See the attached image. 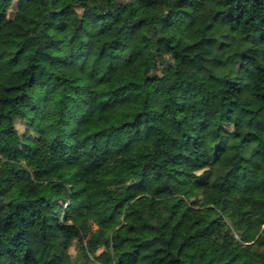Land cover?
I'll list each match as a JSON object with an SVG mask.
<instances>
[{
  "label": "clouds",
  "instance_id": "clouds-1",
  "mask_svg": "<svg viewBox=\"0 0 264 264\" xmlns=\"http://www.w3.org/2000/svg\"><path fill=\"white\" fill-rule=\"evenodd\" d=\"M0 264H264V0H0Z\"/></svg>",
  "mask_w": 264,
  "mask_h": 264
}]
</instances>
